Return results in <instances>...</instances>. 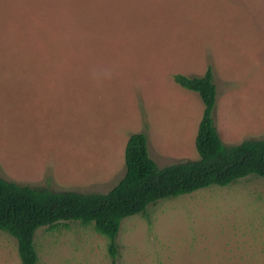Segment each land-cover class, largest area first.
Returning <instances> with one entry per match:
<instances>
[{"label":"rangeland","instance_id":"obj_1","mask_svg":"<svg viewBox=\"0 0 264 264\" xmlns=\"http://www.w3.org/2000/svg\"><path fill=\"white\" fill-rule=\"evenodd\" d=\"M212 68L225 145L264 140V0H0V178L108 193L144 132L159 167L199 159ZM37 264H113L92 225L38 229ZM116 264H264V178L159 200L122 221ZM0 264H22L0 230Z\"/></svg>","mask_w":264,"mask_h":264},{"label":"trees","instance_id":"obj_2","mask_svg":"<svg viewBox=\"0 0 264 264\" xmlns=\"http://www.w3.org/2000/svg\"><path fill=\"white\" fill-rule=\"evenodd\" d=\"M180 87L199 94L204 110L195 148L199 159L159 167L150 156L144 132L131 135L125 148V175L108 193L82 194L32 188L0 178V230L16 238L22 264H37L35 233L63 222L92 225L106 237L113 264L119 257L117 237L124 219L145 214L159 200L191 194L213 185L228 186L250 175L264 178V140L228 146L214 120L217 88L212 68L202 77L174 76Z\"/></svg>","mask_w":264,"mask_h":264}]
</instances>
